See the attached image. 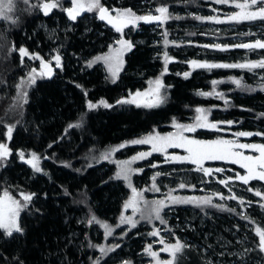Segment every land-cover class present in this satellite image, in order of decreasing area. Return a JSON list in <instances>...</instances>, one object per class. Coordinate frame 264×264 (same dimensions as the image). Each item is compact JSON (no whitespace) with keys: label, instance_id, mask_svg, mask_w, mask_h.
Segmentation results:
<instances>
[{"label":"trees","instance_id":"1","mask_svg":"<svg viewBox=\"0 0 264 264\" xmlns=\"http://www.w3.org/2000/svg\"><path fill=\"white\" fill-rule=\"evenodd\" d=\"M142 1L101 0V3L105 7L137 11ZM195 1L154 0L157 6L167 9L174 4L180 9H193ZM40 2L13 0V10L7 14L9 18H0V143H7V127L14 125L9 142L11 157L0 167V194L7 190L15 199H21V192L35 193L31 204L21 213L23 232L6 236L0 230V264H93L97 258L99 264H120V257L132 263L136 253L152 245L153 236L149 235V229L143 226L138 215L135 220L140 222L135 228L120 224L129 189L123 181L114 178L112 163L99 162L101 154L148 133L163 134L175 128L174 123L194 124L199 115L197 108L205 110L210 123H220L221 128L231 133L264 132V129L260 130L264 128V91L249 81L252 72L248 69L193 68L180 54L172 55L177 61L168 62L165 72V57L156 51L160 46L153 45L154 38L147 33L135 34L146 41L134 44L122 74L112 82L99 63L89 66V62L105 53L116 33L98 20L96 11L71 22L61 8L53 9L45 16L34 7ZM61 3L66 8L71 5V0H61ZM170 17L173 22L177 20L175 16ZM163 30L172 32L167 22L163 24ZM182 33L195 36L194 43L199 42L196 32ZM54 46L59 47L63 55V69L30 89L26 84L22 90L18 89L17 85L29 70L26 62H21L18 49L24 47L44 57ZM192 52L189 53L190 60H195L194 49ZM222 62L218 61L219 64ZM185 72L190 73L187 78L183 75ZM232 78H243L244 87L238 88L231 82ZM156 79H161L165 85L161 90L165 100L158 107L117 104L118 100L129 98L130 93L148 91L153 86L150 82ZM213 81L217 83L214 85ZM20 90L27 92V103L18 95ZM201 92L212 94L199 95ZM101 100L112 107H103L99 104ZM89 102L98 107L89 110ZM218 112L225 115H218ZM228 121L233 123L229 125ZM69 124L80 126L69 128ZM208 133L197 130L196 136L211 139ZM133 149L128 148V154L134 153ZM20 152L25 156L35 152L40 156L42 172H34L19 158ZM152 184L153 181L141 189L143 203L149 198L145 195L150 192L152 196L151 193L156 192L150 190ZM193 188L195 193L187 191L186 186L180 190L184 191L182 194L179 190L168 189L167 195L171 190L173 196L210 197L212 204L224 205V208L169 204L161 212L166 223L161 224L156 219H153L155 223L151 221L152 227L166 226L170 230L165 211L174 209L178 222L189 225V228H179L175 238L182 243L191 239L196 247L183 249L176 264H205V247L211 245L217 249L219 243L214 242L215 237L230 239L231 233L238 236L251 233V245L258 244L255 229L264 228V210H238L227 201L218 203L217 198L197 186ZM251 189L253 191L248 193L253 195L255 188ZM167 195L158 194L154 200L164 199L168 203ZM253 197L260 201L259 205L264 204L260 197ZM93 215L101 223L89 224ZM244 216L248 219H243ZM103 223L112 227L111 236L105 237ZM90 243L105 248L120 247L101 256L99 248L89 247ZM249 258L261 261L264 253L256 246Z\"/></svg>","mask_w":264,"mask_h":264},{"label":"rangeland","instance_id":"2","mask_svg":"<svg viewBox=\"0 0 264 264\" xmlns=\"http://www.w3.org/2000/svg\"><path fill=\"white\" fill-rule=\"evenodd\" d=\"M192 5L194 6L193 9L191 7H184L183 9H180V7L177 6L176 4L171 5V7L168 8L169 19L163 22H152V23H144L143 21H141L138 22L135 27L129 26L124 28L122 33H118L115 30V28H113L110 24L107 23V21H102L99 19V16H97L98 20L105 24V27L111 28L112 31L116 33V36L113 38V41L106 47L105 53L97 57L109 55L110 49L120 48L121 45L118 44L117 41L121 39L131 42L133 47L131 48V50H126L122 53L123 64L120 68V71L118 72V75L115 78H113L112 75L110 74L108 70V64L105 61L100 60V61H96V63H99L101 65L100 68L104 71L106 77H108L112 82L113 80H115L116 82L125 68L126 57L133 50L135 46L134 44H142L144 43V41H146L144 39L137 38L135 36L136 33L137 34L147 33L150 36H152V38H154L152 39L153 45L160 46L158 49H156L157 53H159V55L162 57H165L164 54L167 53L168 57L170 58L169 62H174V63L176 59H174V57L172 56L173 54H180L184 62L193 61L190 60L191 56H189V53H191L193 49H194V54L197 56L195 61L198 62L209 61V62H213L214 64H219L218 61L222 60L223 61L222 64H228L227 63L228 61L231 62L237 60L238 63L239 62L245 63L248 61H257L264 58V50L258 49L254 51H249L243 48L231 47L232 45H236L240 43L253 42L256 39H264V22L246 21L242 23L225 22V23L217 24L214 21H210L207 19L197 20L195 19V17L197 16L201 18L218 17L221 20H226V17L229 14L238 10L235 9L231 4H220V3H216L215 0H197ZM106 7L110 10L112 15H115V12L112 11L113 9H120L116 7H111L110 5H106ZM157 8H159V6L155 4L154 0H143L137 11H133V10L132 11L135 12L137 15H148V14L159 15V13L156 12ZM85 13H91V12L81 13L79 17H81ZM170 15L179 17V19L173 22ZM79 17H77V19ZM70 21L75 22L72 20ZM165 22L168 23L171 29L170 31L172 32L169 33V31L165 32L163 30V24ZM183 31L187 33L192 31L196 32L199 42L197 41L194 43L193 38L195 36L188 37L186 33H182ZM249 32L255 33V35H244V33H249ZM165 33L167 34L166 36ZM165 39H167L169 42L167 45H165ZM216 44H220L222 46L227 45L229 46V48L226 51H221L214 47H204V45L211 46ZM197 45H199V47H196ZM53 48H54L53 50L46 51V55L44 57L36 52H30L28 50L29 53L38 54L46 62L47 61L52 62V67L54 70V74L52 77H54L55 73L61 71L64 67V59H63V55L60 52L59 47L54 46ZM203 52H206L205 55H203L204 54ZM56 54H59L61 56L62 68H55V62L52 60V57ZM23 61L26 62V64L29 66V70L25 72L26 73L25 79L22 80V81H26L28 78V73L33 68H35L37 72L39 71L40 60L29 59L28 57H25ZM188 66H191L190 63L188 64ZM176 68H178V66ZM227 69H238V68H227ZM251 72L252 75H249V81L253 82L257 89H261V86L264 85V69H256ZM44 79H50V78L37 77L36 83L34 85L29 86L26 84L27 89L34 87L37 84V82ZM220 114H222L223 116L225 115L224 112H218V115ZM212 123H216V122L212 121ZM216 124H217V129H208V128L196 129V131L206 130V132H209L208 134L210 135L211 139H205L200 136H196V131L184 132L183 134L190 139H196L202 141L225 139V140H238V142L240 143H250V144L264 143V136L253 135L250 137H236L234 135L235 133H231L226 128H221L220 125L222 124L220 123H216ZM262 129L264 128H261L260 130ZM177 131L178 130L176 128H173L172 130H169L161 135H168L169 133H175ZM227 131L230 133L228 134ZM13 132H12V137H13ZM251 133H256V132L254 131ZM260 133H264V132H260ZM149 134H154V133L145 134L138 139L144 138ZM6 139H7V133H6ZM252 139H257V141L256 142L252 141ZM10 141L11 140L7 139L6 144L8 145V147ZM130 142L124 143V145L126 146L123 148H120L119 145L107 149L106 150L107 152H111V156L107 160L100 159L99 162L106 161L112 163L114 165L115 174H116V172L119 171L118 164H120V162L131 160L132 157L136 156L141 152L151 151V145L132 144ZM128 148H134L133 149L134 153L128 154ZM113 149H118V150L112 151ZM242 151L244 152L245 155H249V154L258 155V153H255L249 149H245ZM120 153H122V155H120ZM175 155L185 156L187 155V153L183 148H168L166 153H160V152L152 153L151 156H148L147 158L142 160H137L131 165L133 169H142V171L134 172L131 175L132 187H135L138 191H142L141 189H143V187L147 186L148 183H152L153 180L151 178L156 176V173L158 172L161 173V175L155 177V184H157V186H160V191L151 193L153 194L152 196L149 195L150 192L149 194L145 195L149 197L148 198L149 200L148 199L146 200L149 203L152 202V200L156 199L158 194H161L162 196L165 197L167 195L168 189H175L179 191L185 189V188L181 189L179 187L181 183H184L190 189V190L188 189L187 191L194 192L193 186H197L199 190H203L208 194H211L212 197L214 196L215 198H217L218 203H223L227 201V203L233 206L235 209L242 210L243 208H249V210L257 211V212H261V210H264V208L262 209L259 205L260 201L253 197L255 195L248 193L249 185L251 186V188H255V190L259 189L260 191L264 192V181L252 180L249 182V184L244 185L241 181L236 180L235 176L237 173H239L240 175L246 174L245 170L241 169L238 164H232L230 162L221 161V160L205 161L203 166L205 168H209L213 170L212 174L206 177L204 176L203 172L195 171V167H196L195 165L189 163H177L170 161V159H166V157L170 158ZM30 156L31 153L25 156V159L26 160L29 159ZM9 157H11V155ZM153 164H156L157 167H152ZM216 168H221L224 171L217 173L214 171ZM225 179H229V184L227 186L219 183L220 180H225ZM123 183L126 184L129 189V196L128 199L126 200L127 202L132 197V191L131 188L128 186V182L123 181ZM181 192L183 193L184 191H180V193ZM0 195H3V193H1ZM221 195L225 198L221 199L220 198ZM232 195H235L237 199L228 198L231 197ZM191 196L194 195L191 194ZM159 198H161V196ZM240 200H243L244 203L241 204ZM139 207L142 212L147 211V206L144 205L143 199L141 200ZM175 212L176 211L174 209L170 211L168 210L165 211L167 222L170 223V230L167 229L166 226H162V227L153 226L154 228L160 230V234H159L160 237L159 238L153 237L152 240H150V242L154 246L153 251L159 252V258L161 260H169L171 259V256L167 252L160 251L164 247L163 244L159 243L160 239H163L166 244L175 243L176 242L175 236H177L178 229L184 226H186V228H189V225L187 223L185 225L178 222L179 220L178 218H176ZM140 214H141L140 212H137L133 216V210L131 208L128 209L124 208V216H132L133 219H135V216L138 215L140 217ZM142 221H143V226L149 229L148 233L152 232L153 227L150 224L155 223V220H153L152 223L146 220H142ZM127 226L131 228L130 225L127 224ZM248 230L250 229L248 228ZM248 235L249 237L247 241L246 238ZM248 235L244 234L243 236L242 235L238 236L235 233H231L232 237L230 239L228 237H223V236L221 238L215 237L216 240L214 242L219 243V246L218 244H216L218 246L217 249L216 247H211V245L205 247L206 249L203 250V255L205 257L203 258L205 259V264H209V262L210 264H252V263L264 264V259L261 261L260 260L255 261L254 259L249 258V253L254 252L257 245L256 244L251 245L250 242L251 233H248ZM185 244L190 248L196 247L195 246L196 243L195 245H193L194 241H192L191 239H187ZM133 258H134L133 262L130 264H155L152 258L148 256L144 251L136 253V255ZM125 261H126L125 259L120 257L119 260L120 264H124Z\"/></svg>","mask_w":264,"mask_h":264},{"label":"snow or ice","instance_id":"3","mask_svg":"<svg viewBox=\"0 0 264 264\" xmlns=\"http://www.w3.org/2000/svg\"><path fill=\"white\" fill-rule=\"evenodd\" d=\"M216 3L220 4H231L235 9V11L229 14L226 17V20H221L218 17H207L201 18L199 16L195 17L197 20L207 19L210 21H214L215 23H225V22H255L261 21L264 22V0H215ZM40 11L43 12L45 16L49 15L53 9L61 8L63 11L67 13L68 19L75 21L77 17L84 12H98L99 19L102 21H107L118 33H122L123 29L129 26L135 27L138 22L143 21L144 23H152V22H163L169 19L168 9L167 7H159L156 9V12L159 15H137L132 9H113L115 15H112L110 10L103 6L101 0H71L70 7H64L61 3V0H41L38 5H34ZM13 10V0H0V18L8 19V13ZM179 19V17H176ZM167 34L165 33V36ZM244 35H255V33H244ZM118 44L121 45L118 49H110V54L102 57H96L95 61L89 62V66L96 61L103 60L108 64V70L113 78L118 75L120 68L123 64L122 53L126 50H131L133 45L131 42L126 40L117 41ZM169 42L165 39V45ZM204 47H214L221 51L228 50L229 46L227 45H204ZM231 47L235 48H243L249 51L254 50H264V39H256L253 42L248 43H240L236 45H232ZM15 51V47H13ZM18 53L23 63V59L28 57L29 59H37L40 60L39 71L33 68L28 73V78L26 81H21V84L17 85L18 89H22L24 84L29 86L34 85L36 83L37 77L39 78H51L54 74V70L52 67L51 61L43 60L38 54L29 53L28 49L24 47H20L18 49ZM165 56V68L164 71L167 72V63L170 58L167 53ZM52 60L55 62V68H62L61 56L56 54L52 57ZM190 65L193 68H240V69H248L249 71H254L256 69H264V58L257 61H248L245 63H233V64H214L207 62H198V61H190ZM184 77L187 78L190 73L185 72ZM242 79L232 78L231 82L234 83L238 88H243ZM115 82V80H113ZM217 81H213L215 85ZM152 87L149 88L146 92H135L130 93L129 98L121 99L117 101V104H131L136 105L137 107H158L165 100V97L162 96L161 90L165 87L161 79H156L153 82H150ZM79 87V85H78ZM262 91H264V85L261 86ZM87 93H85L86 95ZM212 93H199V95H211ZM21 99H23L24 103H27V92L20 91L18 93ZM105 108L112 107V105L108 104L106 101L101 100L99 102ZM88 109H95L98 107L97 104L89 102L87 105ZM196 112L199 113L195 117V123L190 125H183L179 123H174V127L178 130L175 133H169L168 135H161L159 133L149 134L144 138L136 139L131 141L132 144H147L151 145L150 152H141L136 156L132 157L131 160L123 161L118 164L119 171L115 174V179L123 180L128 182V186L131 188L132 197L124 204V208H131L133 210V216L140 212V220H146L151 222L153 219L159 220L161 224L166 223V221L162 218L161 212L164 208L171 205H179V204H191L196 207L201 206H212L224 208V205H216L212 204V200L210 197H180L173 196L171 190L169 191L166 199L168 203L165 202L164 199L154 200L150 204L147 201H144L147 206V211L142 212L139 204L143 199V192L138 191L135 187H132L131 184V175L134 172L142 171V169H133L131 165L137 161L147 158L151 156L152 153L160 152L166 153L168 148H183L187 155L179 156L175 155L170 158L166 157V159H170V161L177 163H189L195 165V171L203 172L204 176H209L212 174L213 170L209 168H205V161H227L232 164H238L241 169L245 170L244 175L236 174L235 179L241 181L244 185L249 184L250 181H264V143L262 144H250V143H240L238 140H225V139H217L213 141H202L196 139H190L186 137L184 132H194L197 128H208V129H217L216 123H210L208 121V116L205 114V110L201 108H197ZM264 115V114H262ZM231 125L233 122H226ZM80 124H69V128L79 127ZM14 125H9L7 127V139L11 140L12 132ZM236 137H250L253 135L256 136H264V133L256 132H237L234 134ZM126 145L122 144L119 147L123 148ZM51 147V145L49 146ZM249 149L258 155H245L242 150ZM118 149H113L112 151H117ZM11 155V150L9 149L6 143H0V167H3L7 158ZM111 156V152H107L101 154L99 159L107 160ZM19 158L25 163L31 165L32 169L36 173L42 172L40 167V156H38L35 152L31 153L29 159H25V154L23 152L19 153ZM47 158V157H45ZM70 166V165H65ZM91 167V165H89ZM152 167H157L156 164H153ZM215 172L219 173L224 171L221 168H216ZM161 175V173H156V176ZM231 179V178H230ZM220 184L227 186L229 184V179L220 180ZM181 189L185 188L186 185L181 183L179 185ZM149 189H146V191ZM153 191L159 192L160 189L155 184V177H153V184L151 189ZM248 191H253V189L249 188ZM254 195L256 197H260L261 200H264V192H261L259 189L254 191ZM21 199H15L10 193L5 190L3 195H0V230H3V234L6 236H12L13 233H22L23 228L20 223V214L22 211L28 208L31 204L35 193H20ZM221 199H224L221 195ZM229 199H237L235 195L228 197ZM240 203L243 204L244 201L240 200ZM261 208H264V204L260 205ZM229 211H234V209H228ZM243 219H248L247 216L242 217ZM101 223L97 220L95 215L91 217L88 221L89 224ZM139 220L133 219L132 216H124L122 215L120 218V224H128L132 228H135L139 223ZM101 226L105 229V237L111 236L113 229L107 223L101 224ZM117 225L116 227H119ZM256 236L258 237L257 247L261 253H264V228L256 227L255 229ZM160 230L154 229L149 235L156 237L159 236ZM160 244H163L164 247L160 250L163 252L169 253L171 259L169 260H161L159 258V252L153 251L152 245L149 244L144 252L152 258L155 264H176L178 259V254L182 253L183 249L188 247L185 243H182L179 239L176 240L175 243H165L163 239H160ZM89 247H98L101 253V256L106 255L108 252L115 251V248L120 247L119 245L111 246L105 248L104 246H98L94 244H89ZM93 264H99V258L93 262ZM124 264H130L129 261H125ZM210 264V262H209Z\"/></svg>","mask_w":264,"mask_h":264}]
</instances>
